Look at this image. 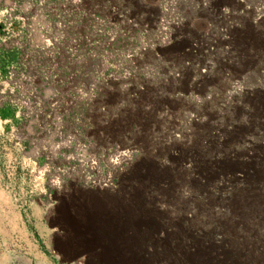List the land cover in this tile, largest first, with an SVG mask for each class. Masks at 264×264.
<instances>
[{
  "label": "rangeland",
  "instance_id": "374dc122",
  "mask_svg": "<svg viewBox=\"0 0 264 264\" xmlns=\"http://www.w3.org/2000/svg\"><path fill=\"white\" fill-rule=\"evenodd\" d=\"M0 57V264H264V0H0Z\"/></svg>",
  "mask_w": 264,
  "mask_h": 264
},
{
  "label": "trees",
  "instance_id": "16d2710c",
  "mask_svg": "<svg viewBox=\"0 0 264 264\" xmlns=\"http://www.w3.org/2000/svg\"><path fill=\"white\" fill-rule=\"evenodd\" d=\"M19 52L18 51H15V50H12V51H6V54L7 56H10V55H17ZM15 58L17 57H0V61L2 63V66H4L6 63H9V62H12ZM4 115V114H3Z\"/></svg>",
  "mask_w": 264,
  "mask_h": 264
},
{
  "label": "bare ground",
  "instance_id": "6f19581e",
  "mask_svg": "<svg viewBox=\"0 0 264 264\" xmlns=\"http://www.w3.org/2000/svg\"><path fill=\"white\" fill-rule=\"evenodd\" d=\"M244 200V199H243ZM206 256V255H205ZM173 257V256H172ZM200 257H202V256H200ZM166 258V257H165ZM205 257L203 256L202 257V259L201 260H203ZM133 260V259H132ZM169 260H171L170 258H169ZM205 260V259H204ZM203 260V261H204ZM174 261V260H173ZM165 262V261H164ZM201 262V261H200ZM205 263V262H204ZM141 264H151V263H149V262H146V261H144V262H142ZM165 264H167V263H165Z\"/></svg>",
  "mask_w": 264,
  "mask_h": 264
}]
</instances>
